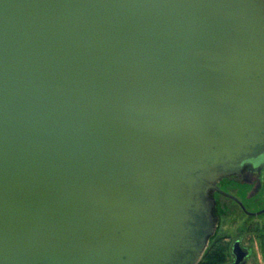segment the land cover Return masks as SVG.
<instances>
[{"label": "water", "instance_id": "water-1", "mask_svg": "<svg viewBox=\"0 0 264 264\" xmlns=\"http://www.w3.org/2000/svg\"><path fill=\"white\" fill-rule=\"evenodd\" d=\"M247 163L264 0H0V264H198Z\"/></svg>", "mask_w": 264, "mask_h": 264}, {"label": "flooded vegetation", "instance_id": "flooded-vegetation-1", "mask_svg": "<svg viewBox=\"0 0 264 264\" xmlns=\"http://www.w3.org/2000/svg\"><path fill=\"white\" fill-rule=\"evenodd\" d=\"M208 197L214 234L204 253L213 247L216 264H264V163L242 165Z\"/></svg>", "mask_w": 264, "mask_h": 264}, {"label": "trees", "instance_id": "trees-1", "mask_svg": "<svg viewBox=\"0 0 264 264\" xmlns=\"http://www.w3.org/2000/svg\"><path fill=\"white\" fill-rule=\"evenodd\" d=\"M217 260L215 258V252L213 250V247L207 250L204 255L202 256V259L198 264H216Z\"/></svg>", "mask_w": 264, "mask_h": 264}, {"label": "rangeland", "instance_id": "rangeland-1", "mask_svg": "<svg viewBox=\"0 0 264 264\" xmlns=\"http://www.w3.org/2000/svg\"><path fill=\"white\" fill-rule=\"evenodd\" d=\"M213 234H214V232H213ZM213 234H212V236L210 237V239H209V240H211V239H212V237H213ZM209 240H208V241H209Z\"/></svg>", "mask_w": 264, "mask_h": 264}]
</instances>
